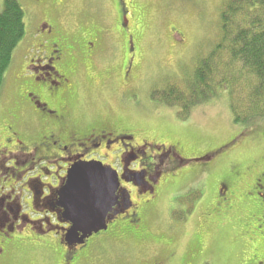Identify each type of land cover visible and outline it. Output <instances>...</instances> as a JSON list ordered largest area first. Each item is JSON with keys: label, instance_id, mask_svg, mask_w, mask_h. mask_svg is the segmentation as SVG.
Masks as SVG:
<instances>
[{"label": "flooded vegetation", "instance_id": "flooded-vegetation-1", "mask_svg": "<svg viewBox=\"0 0 264 264\" xmlns=\"http://www.w3.org/2000/svg\"><path fill=\"white\" fill-rule=\"evenodd\" d=\"M98 1L25 0L35 7L36 19H26V28L31 25L26 39H21V45L27 44L25 63L16 75L22 86L20 98L12 100L14 114L6 110L9 121L0 129V141L7 130L0 143V264H21L16 255L24 252L28 260L32 256L44 260L42 264H186L170 249L176 235L175 239L167 236L157 251L152 250L148 243L155 225L140 217L144 208L158 210L169 184L180 182V177H174L165 185L164 175L177 174L185 161L172 146L147 139L137 142L133 131L120 129L111 119H98L96 125H90L77 114L75 117L80 79H92L96 67L100 73L109 68L120 73V78L127 77L137 58L129 30L132 2ZM18 100L32 111V129L28 125L25 131L17 129L24 121ZM86 162H98L116 172L120 185L118 204L107 215L106 229L88 238L71 230L60 205L69 171ZM256 175L253 188L264 208V173ZM172 186L167 195L168 211L176 194L189 185ZM203 186L206 194L211 192V185ZM232 194L231 185H221L216 199L230 200ZM202 203L200 197L191 208L200 209ZM124 219L134 221L131 230L122 229L127 226ZM256 221L250 237L253 244L241 250L240 260L236 257L239 264H264V214H258ZM135 243L142 245L136 247Z\"/></svg>", "mask_w": 264, "mask_h": 264}, {"label": "rangeland", "instance_id": "rangeland-1", "mask_svg": "<svg viewBox=\"0 0 264 264\" xmlns=\"http://www.w3.org/2000/svg\"><path fill=\"white\" fill-rule=\"evenodd\" d=\"M129 1L132 2L129 30L134 36L137 57L128 74L130 77L120 78V73L114 74L109 68L100 73L96 67L92 79H82L83 82L80 79L75 115L90 125H96L98 119H111L120 129L133 131L137 142L147 139L172 146L185 161L177 174L164 173L165 185L174 177H180V182L169 184L158 210L150 212L139 207L140 217L152 220L155 225L148 243L152 250L157 251L167 236L175 239L176 235L175 245L170 249L176 252V259L183 257L186 264H239L241 250L253 244L250 237L258 223L256 218L264 214L256 197L258 191L253 188L257 172L264 173V114L234 120L232 106H238V111L243 109L250 77L245 71L235 74L233 67L221 66L225 62L230 65L225 47L216 52L210 65L207 63V70L211 72L204 74L206 90L203 91L200 82L195 89L192 87L195 70L219 43V13L224 0ZM17 2L24 14L22 40H25L31 25L26 28V19L35 21V7L25 0ZM2 4L0 0V9ZM22 40L12 52L0 87V129L5 120L9 121L6 110L14 114L12 100L20 96L22 86L16 75L25 63L27 50V44L21 45ZM107 56L102 59L104 64ZM232 71L234 74L230 75ZM171 88L178 91L179 99L169 105L164 99H170ZM17 105L24 110V121L17 129L25 131L28 126L32 129V111L26 109L23 100H18ZM38 127L36 124L37 131ZM86 127L87 124L81 130L85 131ZM211 154V159L195 160ZM172 185L189 186L176 194L168 211L167 195L174 189ZM203 185H211V192L206 194ZM221 185H231L230 200L219 196L217 201ZM200 197L201 208L193 210V202ZM124 221L123 225L127 226L122 229L131 230L134 221ZM194 239L195 243L189 244ZM24 254L16 255L21 264L45 262L36 256L28 260L27 253ZM46 254L48 260L49 254Z\"/></svg>", "mask_w": 264, "mask_h": 264}, {"label": "trees", "instance_id": "trees-1", "mask_svg": "<svg viewBox=\"0 0 264 264\" xmlns=\"http://www.w3.org/2000/svg\"><path fill=\"white\" fill-rule=\"evenodd\" d=\"M219 13L220 38L216 50L195 70V89L197 82L207 88L205 72L207 63L222 47L226 48L230 65L225 62L223 68L231 66L234 73L247 72V93L243 99L242 110L232 106L236 122L247 119L249 116L264 114V0H224ZM23 10L17 0H3L0 9V87L4 73L11 61L12 52L24 35ZM232 62V64H231ZM232 68V69H233ZM233 71L230 75L234 74ZM228 76V73H223ZM231 81V79L229 78ZM227 81V82H230ZM232 82V81H231ZM184 94V93H183ZM169 98L164 99L169 105L179 99L178 91L171 88ZM189 102H187L188 104ZM252 117V116H251Z\"/></svg>", "mask_w": 264, "mask_h": 264}, {"label": "water", "instance_id": "water-1", "mask_svg": "<svg viewBox=\"0 0 264 264\" xmlns=\"http://www.w3.org/2000/svg\"><path fill=\"white\" fill-rule=\"evenodd\" d=\"M126 22V17L123 15ZM132 48V37L129 38ZM205 158L195 159L197 161ZM120 185L116 172L98 162L76 164L67 175L60 192V205L73 232L88 238L107 227L106 218L115 204Z\"/></svg>", "mask_w": 264, "mask_h": 264}]
</instances>
